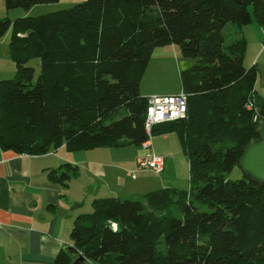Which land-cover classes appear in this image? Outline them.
<instances>
[{
	"label": "trees",
	"instance_id": "trees-1",
	"mask_svg": "<svg viewBox=\"0 0 264 264\" xmlns=\"http://www.w3.org/2000/svg\"><path fill=\"white\" fill-rule=\"evenodd\" d=\"M58 0H4L28 10ZM251 7V12L249 11ZM254 19L264 26V0H83L38 15L0 19L10 27L13 77L0 80V148L39 155L64 146H140L147 96L139 82L157 47L175 45L190 64L180 70L184 118L151 127L175 132L189 162V189L165 187L139 198L93 199L73 219L69 238L84 260L98 264H264V180L241 167L246 148L264 135V96L245 67L246 40L225 41ZM39 60V72L29 60ZM253 101L254 110L246 104ZM127 114L109 121L118 110ZM69 162L48 172L66 184ZM76 255L57 253L52 264Z\"/></svg>",
	"mask_w": 264,
	"mask_h": 264
},
{
	"label": "crops",
	"instance_id": "crops-1",
	"mask_svg": "<svg viewBox=\"0 0 264 264\" xmlns=\"http://www.w3.org/2000/svg\"><path fill=\"white\" fill-rule=\"evenodd\" d=\"M81 1L58 0L32 7H46L47 13ZM32 7L26 11L17 10L14 18L30 14ZM8 11L4 0H0V19L8 17ZM232 27L238 36L252 30L258 42L257 52L264 51L263 26L243 25L240 31ZM9 33L10 27L0 36V80L13 77L15 72L14 61L9 55ZM168 47L177 53L176 46L168 44L157 47L159 55L166 53ZM183 62L185 67L190 64L189 60ZM178 91L140 93L149 96ZM167 134L170 133L159 134L162 142L168 141L167 145L154 138L150 140V149L163 158L168 152ZM130 145L131 149L94 147L80 151H70L62 145L39 155L0 148V264H52L59 251L72 245L69 233L73 219L92 208L93 199L111 196L134 199L167 186L163 176L167 165L165 158L160 173L138 168L136 157L145 150ZM65 162L76 167V174L64 185L48 172ZM81 264L98 263L84 260Z\"/></svg>",
	"mask_w": 264,
	"mask_h": 264
},
{
	"label": "rangeland",
	"instance_id": "rangeland-1",
	"mask_svg": "<svg viewBox=\"0 0 264 264\" xmlns=\"http://www.w3.org/2000/svg\"><path fill=\"white\" fill-rule=\"evenodd\" d=\"M17 10L26 11L22 8L10 9L8 11V17L14 18ZM30 11L31 13L27 15H38L45 13L46 7H32ZM249 11L251 12V7H249ZM244 26H255L256 28H259L257 27L258 23H256L254 19H252L250 23L245 24ZM232 28V24L228 23L223 29V35L226 42L235 39L238 36V33L234 32V29ZM246 34L247 35L244 36L242 35L246 40L243 63L245 67H249L250 65L256 63L255 66L258 69V76L254 83V89L256 90V94L258 96H264V51L257 52L258 42L256 41V35L252 30L247 31ZM240 35L241 33H239V36ZM169 48L170 47L165 49L166 53L162 55H159V49L157 48L152 53L139 82V91L141 93L146 91L169 92L178 91L180 89L181 81L179 72L181 69H183V67H185V62H183V60H192L184 58L177 47L176 54H174V52ZM28 65L34 68L35 79L37 73L39 72V60L37 58H32L31 60H29ZM125 114H127V110L125 108H121L120 110L115 112L107 120V122L118 119ZM151 138H154V140L158 141L160 144H168V141L162 142V135H153ZM168 140L169 145L166 146L168 148V152L167 154H164V158L167 164L165 167V171L163 172V176L166 181L165 183L167 184V186L165 187H174L178 190L186 191L189 189L188 157L184 154L175 132H170V134L168 135ZM170 140L173 142H171ZM117 148L131 149L132 145L123 144L121 146H118ZM243 173L244 171L242 167H240L239 165H235L232 170L225 173L224 176L226 179L234 180L243 177ZM91 210L92 208L87 210V212H90Z\"/></svg>",
	"mask_w": 264,
	"mask_h": 264
},
{
	"label": "built area",
	"instance_id": "built-area-1",
	"mask_svg": "<svg viewBox=\"0 0 264 264\" xmlns=\"http://www.w3.org/2000/svg\"><path fill=\"white\" fill-rule=\"evenodd\" d=\"M248 109L254 110L253 118H257V107L253 101L246 104ZM187 114V97L181 89L175 93L152 94L147 96L145 130L147 138L141 142L140 147L145 150L144 153L136 157L138 168L152 170L160 173L164 167L163 156L154 153L150 149L151 127L159 122L170 121L184 118Z\"/></svg>",
	"mask_w": 264,
	"mask_h": 264
},
{
	"label": "water",
	"instance_id": "water-1",
	"mask_svg": "<svg viewBox=\"0 0 264 264\" xmlns=\"http://www.w3.org/2000/svg\"><path fill=\"white\" fill-rule=\"evenodd\" d=\"M241 167L252 176L264 180V135L259 141L246 148L241 158ZM67 250L76 255L71 264H81L84 261L82 255L74 246H69Z\"/></svg>",
	"mask_w": 264,
	"mask_h": 264
}]
</instances>
